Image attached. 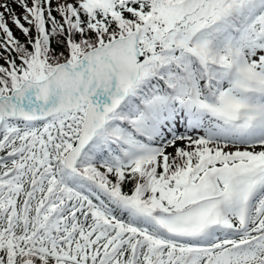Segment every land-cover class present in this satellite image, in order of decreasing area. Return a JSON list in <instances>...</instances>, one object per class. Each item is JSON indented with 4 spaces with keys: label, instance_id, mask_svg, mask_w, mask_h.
<instances>
[{
    "label": "snow or ice",
    "instance_id": "snow-or-ice-1",
    "mask_svg": "<svg viewBox=\"0 0 264 264\" xmlns=\"http://www.w3.org/2000/svg\"><path fill=\"white\" fill-rule=\"evenodd\" d=\"M0 264H264V0H0Z\"/></svg>",
    "mask_w": 264,
    "mask_h": 264
}]
</instances>
